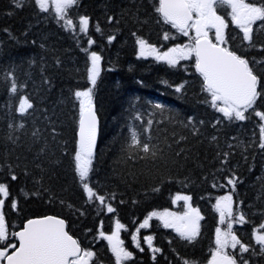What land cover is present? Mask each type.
Listing matches in <instances>:
<instances>
[{"label": "trees", "instance_id": "16d2710c", "mask_svg": "<svg viewBox=\"0 0 264 264\" xmlns=\"http://www.w3.org/2000/svg\"><path fill=\"white\" fill-rule=\"evenodd\" d=\"M157 3L79 0L68 17L76 27L66 30L51 10L39 12L33 0H23L20 8L13 0H0V182L11 193L3 209L10 231L30 217L57 215L67 221L68 231L83 248L96 253L93 264L96 260L114 264L99 231L110 233L119 220L126 229L121 230L125 247L133 254L125 264H183L184 260L207 264L216 247V228L227 229L228 223L227 217L220 223L216 202L232 195L234 217L242 212L248 221L241 224L233 219L232 231L250 250L241 254L237 246L231 254L238 264H264L253 236L264 223V149L259 148L258 118L230 122L212 108L194 58L172 67L153 57H139L137 37L161 50L185 42L160 20ZM221 9L218 13L230 20L228 9ZM81 15L90 18L87 35L79 32ZM259 23L254 26L256 48H241L238 40L230 44L249 60H264L260 50L264 29ZM96 25L101 31L95 30ZM226 33L239 30L229 23ZM112 36L115 39L109 43ZM89 38L95 41L91 46ZM91 52L101 56V74L94 89L100 131L90 186L105 196L114 213L98 201L87 202L73 171L78 124L74 92L89 86L86 70L91 67ZM254 67L264 85V63ZM13 80L17 94L10 92ZM181 84L184 87L177 92ZM23 95L34 107L21 116L18 106ZM257 109L264 110V97L257 101ZM130 129L149 145V153L129 147ZM12 173L17 180H11ZM233 176L238 178L235 191L227 183ZM178 194L191 196L203 216L195 240L189 243L155 220L140 231V237L153 236V246L160 252L152 253L145 244L144 251L134 248L131 235L139 223L154 210L170 208ZM12 199L17 210L10 207Z\"/></svg>", "mask_w": 264, "mask_h": 264}, {"label": "snow or ice", "instance_id": "6c2138e0", "mask_svg": "<svg viewBox=\"0 0 264 264\" xmlns=\"http://www.w3.org/2000/svg\"><path fill=\"white\" fill-rule=\"evenodd\" d=\"M13 2L17 8L23 6V0H13ZM33 2L41 13H49L51 10L57 22H64L62 27L66 30L75 29L73 19L68 17L69 10L77 7L79 0H33ZM221 8L230 10L227 12L230 20H226L225 15L218 13V9ZM155 12L164 24L170 25L181 35L188 37L190 43L171 47L161 53L147 40L137 37L139 57H153L156 61L165 62L172 67L181 60H193L194 58V68L201 78L202 91L210 97L208 101L210 106L230 122L245 121L249 119V116L258 118L259 148L264 149V110L257 109V101L264 97V85L254 67L256 64L264 63V60L258 61L255 58L249 60L230 47V44L237 40L241 48L245 45L247 48L257 47L254 42L256 31L254 26L260 22L259 28L264 29V0L260 3L253 2V0H158ZM111 20L110 17L109 22ZM229 23L234 25L239 33L227 34ZM89 27L90 18L86 15L79 16V32L87 35ZM95 30L101 31L99 25H96ZM193 32L194 35H190ZM133 36H136L135 32ZM114 39V36L109 37L108 42L111 43ZM164 39H169L167 33ZM94 42L91 38L88 39L89 46ZM260 50L264 51V46H261ZM90 61L91 67L86 70L89 86L74 92L75 101L78 103V130L73 153V171L82 191L86 194L87 202L98 201L108 213H114L116 209L106 203L105 196L98 194L90 186L99 125L94 103V89L101 74V56L96 52H91ZM183 87L184 85L181 84L176 91L180 92ZM10 92L17 94L15 80L11 83ZM33 107L27 95L19 97L18 112L21 116L28 114ZM155 107L162 110L160 104H156ZM135 118L140 119L139 116ZM151 123L152 121L149 120V126ZM217 123L220 121L218 120ZM9 127L12 126L9 125ZM20 127L23 128L24 125L21 124ZM129 147L139 148L145 154L150 152L149 145L141 142L135 129H130ZM152 155L155 156V152ZM227 155L228 153H224L225 157ZM11 180H17L14 173L11 174ZM227 183L235 191L238 178L230 177ZM154 191H159V189H154ZM10 195L8 185L0 182V264H93L96 253L91 249L83 248L79 240L69 234L64 219L53 216L29 219L21 230L10 231L3 211ZM33 195H39V193H33ZM179 201H184L186 208L182 215L171 212H152L139 224L131 236L136 248L144 251L139 237L140 229L148 228L153 217L162 220L165 228H173L181 239L189 243L195 240L199 235V222L203 216L198 208L192 207L191 196L176 195L173 203ZM233 203L232 195H225L216 202L215 207L220 214V223L224 224L226 217L228 223L227 231H222L219 227L215 230L216 247L209 264H237L236 257L227 249L231 248L235 251L239 246L241 254L250 250V246L242 243L232 231L233 219L241 224L248 222L242 212L234 217ZM9 204L13 210H17L16 199L9 201ZM122 229L126 230L125 225L116 220L115 229L110 235H106L102 230L99 231V237L107 241L114 257V264H125L133 258L132 252L124 247V241L120 238ZM261 230H264V223H261L258 229H254L253 236L256 244L260 246L259 252L264 254V231ZM143 239L152 253L160 252L159 248L153 246V236L148 235ZM96 264L100 262L96 260ZM183 264H189V261L184 260ZM244 264L248 262L244 261Z\"/></svg>", "mask_w": 264, "mask_h": 264}, {"label": "rangeland", "instance_id": "374dc122", "mask_svg": "<svg viewBox=\"0 0 264 264\" xmlns=\"http://www.w3.org/2000/svg\"><path fill=\"white\" fill-rule=\"evenodd\" d=\"M190 35H194V32L193 33H190ZM159 49V48H158ZM161 49H159V51H160ZM168 50V49H167ZM167 50H165V51H167ZM165 51H163V52H165ZM161 52V51H160ZM163 52H161V53H163ZM179 195H184V194H179ZM176 197V196H175ZM175 197H174V199H175ZM173 199V200H174ZM191 203V202H190ZM174 204V208L173 209H166V210H161V211H154V212H157V213H164V212H171V213H176V214H178V215H182L185 211H186V208H185V205H184V201H179V202H177V203H173ZM193 207V206H192ZM195 208V207H194ZM153 218H155V217H153ZM160 220V219H159ZM161 222H162V220H160ZM162 224H163V222H162ZM114 231V230H113ZM112 231V232H113ZM112 232H110L109 234H107V235H110ZM209 264V263H208Z\"/></svg>", "mask_w": 264, "mask_h": 264}, {"label": "water", "instance_id": "95a60500", "mask_svg": "<svg viewBox=\"0 0 264 264\" xmlns=\"http://www.w3.org/2000/svg\"><path fill=\"white\" fill-rule=\"evenodd\" d=\"M97 116H98V114H97ZM98 121H99V117H98ZM99 124H100V122H99ZM98 137H99V125H98V136H97V145H98ZM97 145H96V149H97ZM46 216H53V217H57V216H54V215H45V216H41V217H34V218H31V219H40V218H44V217H46ZM57 218H60V217H57ZM60 219H62V218H60ZM28 221V220H27ZM26 221V222H27ZM25 222V223H26ZM24 223V224H25ZM23 224V225H24ZM21 230V229H20ZM66 230H67V227H66Z\"/></svg>", "mask_w": 264, "mask_h": 264}]
</instances>
